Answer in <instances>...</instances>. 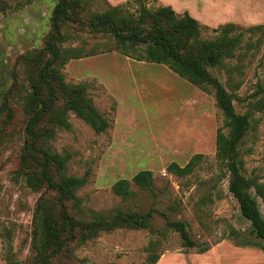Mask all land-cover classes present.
Returning a JSON list of instances; mask_svg holds the SVG:
<instances>
[{
  "label": "rangeland",
  "instance_id": "1",
  "mask_svg": "<svg viewBox=\"0 0 264 264\" xmlns=\"http://www.w3.org/2000/svg\"><path fill=\"white\" fill-rule=\"evenodd\" d=\"M56 2L0 0V99L11 81L10 71L17 57L43 45ZM113 5H125L130 11L136 7L128 0H89L86 7L99 11ZM147 5H169L177 13L188 12L205 25L201 29L203 38H212L213 28L225 23L243 30L236 55L215 74L233 93L236 111H246L249 101L257 97L253 95L257 82H264V28L244 30L264 24V0H147ZM76 35L68 42L93 52L68 60L62 69L65 80L87 84V93L109 126L97 133L70 111V127L56 129L51 149L71 152L67 162L70 174L82 176L87 171V180L77 191L84 207L145 210L155 206L171 218L184 220L196 246L186 249L172 230L162 237L146 229L116 228L78 246L74 264H140L145 260V247L156 238L157 251L169 253L161 259L164 264H212L211 260L217 259L220 264H235L237 260L264 264L262 248L229 246L246 239L264 242L249 234V221L241 216L236 199L228 191V176L216 162L215 133L223 125V116L212 92L189 83L164 64L137 61L120 53L109 37L85 31ZM243 148L249 149L243 155L245 173L258 175L264 182V110L250 111ZM194 153H201L203 159L190 176L183 179L167 172L170 162L182 165ZM18 155L17 140L0 149V223L12 228L13 249L20 260L27 261L31 256L32 213L39 192L14 175ZM140 169L152 171L155 197L138 191L126 202L111 191L114 181L130 179ZM132 187L137 190L134 184ZM257 202L264 217V204L259 198ZM172 203L174 209H170ZM153 225L163 226V217L156 214ZM220 243L223 246L213 255L208 252ZM202 248L207 249L201 252V258L197 254ZM0 264H5L1 238Z\"/></svg>",
  "mask_w": 264,
  "mask_h": 264
},
{
  "label": "trees",
  "instance_id": "2",
  "mask_svg": "<svg viewBox=\"0 0 264 264\" xmlns=\"http://www.w3.org/2000/svg\"><path fill=\"white\" fill-rule=\"evenodd\" d=\"M88 1L57 0L43 45L17 57L16 66L10 71L11 81L1 94L0 149L14 140L19 141L14 175L22 178L31 190L39 192L32 213L31 256L27 261L20 260L13 249L12 228L0 223L5 264H74L78 246L101 232L116 228L146 229L162 237L167 230H172L178 234L183 247L196 246L184 220L171 218L155 206L145 210L129 206L106 210L84 207L77 191L85 184L87 171L82 176L70 174L67 162L71 152L51 149L50 140L56 129L70 127V111L97 133L109 126L87 93V84L67 82L62 71L68 60L93 52V49L68 42L78 31L109 37L120 53L138 61L164 64L189 83L212 92L223 116V125L215 133L216 162L228 176V191L236 199L241 216L249 221V234L264 242V217L257 202L259 198L264 204V182L258 175L245 173L243 158L249 150L243 145L250 128V111L264 110V82H257L253 93L257 97L249 101L250 107L238 112L233 93L215 74V70L227 67V59L236 55L243 30L233 23H225L213 28L212 38H203L201 29L205 25L188 12L177 13L169 5L150 7L147 0H128L136 4L134 11L125 5L90 11L86 7ZM260 28H264V24L244 31ZM227 71L231 73V69ZM228 80L231 82L230 75ZM202 159L201 153H194L182 165L170 162L166 170L185 179ZM153 180L150 169H140L130 179L114 181L111 191L126 202L138 191L155 197ZM175 206L172 203L170 209ZM156 214L164 219L161 227L153 225ZM158 245L157 238L149 241L145 260L140 264L157 262L162 254L157 251ZM235 245L258 246L264 251V244L249 239Z\"/></svg>",
  "mask_w": 264,
  "mask_h": 264
},
{
  "label": "crops",
  "instance_id": "3",
  "mask_svg": "<svg viewBox=\"0 0 264 264\" xmlns=\"http://www.w3.org/2000/svg\"><path fill=\"white\" fill-rule=\"evenodd\" d=\"M138 61V60H137ZM220 246H223V243H220V244H217V245H215L214 247H212L208 252H210L212 255L214 254V252L217 250V248L218 247H220ZM229 246H231L232 248H236V249H238L239 247H242V246H240V245H235V244H229ZM213 252V253H212ZM201 253V252H200ZM167 254H169V253H164L162 256L160 255V257H159V259L157 260V262H156V264H164V261H162L161 259H165L166 258V255ZM193 255H196V254H193ZM197 256L198 257H201L202 258V253L201 254H197ZM188 256H186V258H187ZM188 260V259H187ZM209 260V259H208ZM211 260V259H210ZM163 262V263H162ZM187 262V264H192L191 262H188V261H186ZM210 262V261H209ZM211 262H212V264H220V262H219V260L217 259V260H211ZM210 262V263H211ZM202 263V262H201ZM201 263H198V264H201ZM167 264H168V262H167ZM171 264H176V262H172ZM181 264H182V262H181ZM195 264H197V263H195ZM202 264H206V263H202ZM235 264H245V262H244V260H237L236 261V263Z\"/></svg>",
  "mask_w": 264,
  "mask_h": 264
}]
</instances>
